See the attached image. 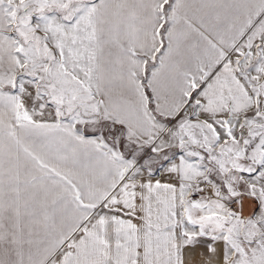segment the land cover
Returning <instances> with one entry per match:
<instances>
[{
  "label": "snow or ice",
  "instance_id": "obj_1",
  "mask_svg": "<svg viewBox=\"0 0 264 264\" xmlns=\"http://www.w3.org/2000/svg\"><path fill=\"white\" fill-rule=\"evenodd\" d=\"M0 264H264V0H0Z\"/></svg>",
  "mask_w": 264,
  "mask_h": 264
}]
</instances>
